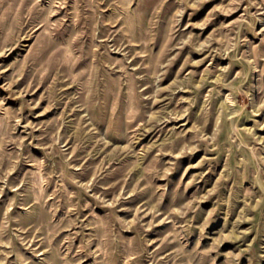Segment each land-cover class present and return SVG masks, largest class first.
Here are the masks:
<instances>
[{
    "label": "rangeland",
    "instance_id": "374dc122",
    "mask_svg": "<svg viewBox=\"0 0 264 264\" xmlns=\"http://www.w3.org/2000/svg\"><path fill=\"white\" fill-rule=\"evenodd\" d=\"M0 264H264V0H0Z\"/></svg>",
    "mask_w": 264,
    "mask_h": 264
}]
</instances>
